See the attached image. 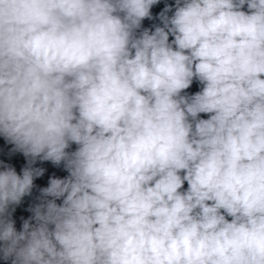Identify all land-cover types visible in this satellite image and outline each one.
Segmentation results:
<instances>
[{
	"label": "clouds",
	"instance_id": "9594fccd",
	"mask_svg": "<svg viewBox=\"0 0 264 264\" xmlns=\"http://www.w3.org/2000/svg\"><path fill=\"white\" fill-rule=\"evenodd\" d=\"M0 264H264V0H0Z\"/></svg>",
	"mask_w": 264,
	"mask_h": 264
}]
</instances>
